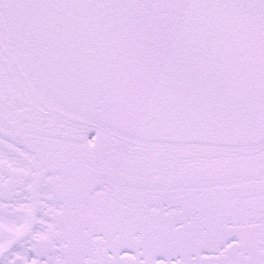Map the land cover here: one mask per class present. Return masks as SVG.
I'll use <instances>...</instances> for the list:
<instances>
[{"label":"snow or ice","instance_id":"6c2138e0","mask_svg":"<svg viewBox=\"0 0 264 264\" xmlns=\"http://www.w3.org/2000/svg\"><path fill=\"white\" fill-rule=\"evenodd\" d=\"M0 264H264V0H0Z\"/></svg>","mask_w":264,"mask_h":264}]
</instances>
